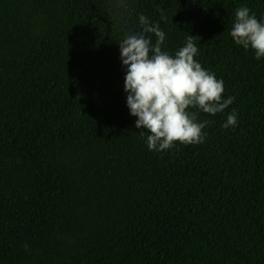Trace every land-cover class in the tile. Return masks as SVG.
<instances>
[{
    "label": "trees",
    "instance_id": "1",
    "mask_svg": "<svg viewBox=\"0 0 264 264\" xmlns=\"http://www.w3.org/2000/svg\"><path fill=\"white\" fill-rule=\"evenodd\" d=\"M240 7L264 22V0H0V264H264V58L230 35ZM141 14L170 55L197 37L234 98L199 113L202 143L150 151L135 127L118 44Z\"/></svg>",
    "mask_w": 264,
    "mask_h": 264
},
{
    "label": "clouds",
    "instance_id": "2",
    "mask_svg": "<svg viewBox=\"0 0 264 264\" xmlns=\"http://www.w3.org/2000/svg\"><path fill=\"white\" fill-rule=\"evenodd\" d=\"M120 3L124 6V0ZM124 11H128L126 6ZM139 25V34L129 30L118 44L122 66L126 69L127 107L130 115L137 118L136 129L141 136L147 133L150 151L163 152L176 144L202 143L206 136L203 129L209 121L199 122V113L212 116L222 113L234 98L223 99V81L195 60L197 37L189 35L186 44L173 56L162 51L165 33L158 22L154 24L141 14ZM147 34L156 37L154 44ZM230 35L236 45L251 49L257 60L264 58V22L250 14L247 7L235 11ZM236 124L237 114L233 111L223 127L227 129Z\"/></svg>",
    "mask_w": 264,
    "mask_h": 264
}]
</instances>
